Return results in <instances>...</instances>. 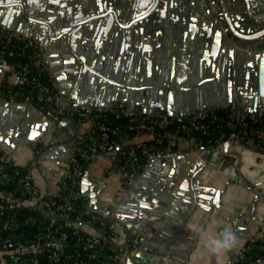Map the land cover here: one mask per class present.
<instances>
[{"label":"crops","instance_id":"obj_1","mask_svg":"<svg viewBox=\"0 0 264 264\" xmlns=\"http://www.w3.org/2000/svg\"><path fill=\"white\" fill-rule=\"evenodd\" d=\"M97 1L47 0L57 10L61 9L64 15L73 14L82 6L91 8V4ZM118 1L121 5L141 2ZM155 7H159L160 11L152 13L140 33L132 36V40L138 43V49L132 48L130 52L126 47L131 43L129 35L122 36L120 40L111 39L100 25L95 30L83 25L79 30L72 31L76 33V49L81 59L89 65V62L97 57L106 63L112 62L111 64L132 70L136 78L144 77L150 72L162 80L169 79L170 76L184 77L187 70L199 62L204 64L211 61L222 66L219 63L220 52L214 54L209 48L211 40L204 35L205 28L200 21L202 14L193 13L185 4V0H159ZM0 24L16 34L34 35L40 41L45 61L60 93L63 94L62 91L71 86V81L64 77L68 68L64 67L59 58L63 55L59 46L66 37H62L63 33H60L59 38V35L53 37L49 33V30L58 28L56 24L47 26L42 22L23 23L18 13L2 11ZM146 28L150 32L149 35L148 32L145 34ZM155 35H159L163 40L159 47L154 46ZM84 36L90 38L91 42H85ZM171 40L176 43L175 47L167 43ZM191 40L195 43L190 57L187 46L180 51L179 45L180 41L189 44ZM3 79L4 74L0 72V83ZM8 81H11V77ZM226 103L228 102L219 101L217 106ZM237 107L240 112H244ZM89 128L90 123L86 122L72 125L73 131L79 129L87 132ZM150 138L151 136L144 134L135 136L133 141H145ZM49 139H53L55 143L43 149L39 165L33 173L41 194L51 193L56 189V173L72 153L71 130L68 126L57 128L53 119L46 117L30 104L0 100V152L12 163H27L35 153L36 142ZM122 148L121 144L108 152L99 153L83 167L80 184L98 189L99 210L105 207L114 208L112 198L121 185L119 172L115 169L116 157ZM114 150L116 152L112 154ZM170 153L177 155H163L150 165L147 161L136 178L156 185V191L163 185H168L170 190H179L173 202L177 209L184 208L183 201L192 195L193 188L199 195V204L181 230L184 239L180 242L178 240L179 246H174L170 252L173 258L171 264H185L186 251L192 246L195 235H198V240L190 254L189 264H230L238 246L217 258L205 247L206 237L218 235L224 229L230 228L239 238L241 245L261 232L264 227V203L260 198V193L264 192V152L228 140L214 147L208 146L204 141L181 139ZM137 187L144 189L140 184ZM83 194L87 198V205L89 193ZM129 205L131 204L124 207L125 212L120 213L126 217V223L119 222L117 225L120 229L118 242L127 248L130 238L136 235L143 250L158 259V253L172 236L171 228L174 222L168 218H154L150 216L151 213H148V216L143 213L141 218L137 217L131 212ZM137 221L141 224L138 225ZM132 253L127 248L120 256V264H128L126 257Z\"/></svg>","mask_w":264,"mask_h":264},{"label":"built area","instance_id":"obj_2","mask_svg":"<svg viewBox=\"0 0 264 264\" xmlns=\"http://www.w3.org/2000/svg\"><path fill=\"white\" fill-rule=\"evenodd\" d=\"M3 37L0 30V41ZM12 37L22 42L23 47L38 48L43 56L38 63L45 61L40 41L34 35L16 34L8 29L7 41ZM0 72L9 75L13 85L29 81L26 67H15L3 53H0ZM37 86L40 90L38 98L46 101L37 110L53 119L57 128H70L72 153L56 173L55 191L41 194L33 173L39 165L41 152L54 145V140L36 142L33 157L22 165L12 163L0 152V264H120V256L127 248L118 242L117 208L123 193L139 172V160L147 162L158 155H167L181 139L204 141L196 134L209 132L215 125L224 127V130L204 141L208 146L218 147L228 140L264 152V106L254 112H240L236 105L226 103L214 107L227 109L220 115L214 114L212 108L184 116H169L160 109H136L132 102L122 100L110 108L86 106L64 94H54L46 85L37 83ZM13 96L10 91L0 90V100H13ZM24 103L33 106L27 98ZM106 114L128 118L126 127L129 132L135 136L147 134L151 138L128 141V131L124 135L120 125L107 122L94 125L93 119H102ZM83 122L90 123L87 132L72 130L73 124ZM249 126L258 128L256 135L246 131ZM118 135L127 138L126 142L119 143ZM121 144L125 145V159L116 157L115 169L119 172L121 185L112 198V216L86 208L87 220L72 218L78 200L85 196L80 190L83 167L76 155L88 163L97 154ZM260 198L264 203V192L260 193ZM107 219L112 220L109 225L111 233L104 235L103 226ZM92 224H98L99 228L95 229ZM107 241L115 246L109 247ZM139 243V237L132 236L129 249L135 252ZM230 264H264V227L236 248Z\"/></svg>","mask_w":264,"mask_h":264},{"label":"water","instance_id":"obj_3","mask_svg":"<svg viewBox=\"0 0 264 264\" xmlns=\"http://www.w3.org/2000/svg\"><path fill=\"white\" fill-rule=\"evenodd\" d=\"M158 1L141 0L121 5L118 0H98L91 4V8L82 6L77 12L64 15L61 9L57 10L47 0H0V12L18 13L23 23L42 22L47 26L56 24L58 28L49 30V33L53 37L59 35L58 38L63 33L62 37H66L59 46L64 57L62 55L59 58L64 67L68 68L64 77L71 81V86L62 93L79 104L110 108L122 100L132 102L136 109H160L169 116L211 110L219 101L239 106L244 112H254L264 106V1L185 0L193 13L202 14L200 21L205 28L204 35L211 40L209 48L214 54L220 52L219 63L222 66L211 61H206V64L199 62L193 64L184 77L170 76L169 79L162 80L150 72L144 77L136 78L132 70L111 64L112 62L106 63L97 57L89 65L81 59L76 49V33L72 31L79 30L83 25L95 30L100 25L111 39L120 40L122 36L129 35L131 43L126 47L130 52L132 48L138 49V43L132 40V36L140 33L152 13L160 11L159 7H155ZM147 32L146 28L145 34ZM149 34L150 32L147 33ZM84 38L85 42H91L90 38ZM180 42V51L187 46L191 57L195 42ZM167 43L173 47L176 44L173 40ZM162 44L160 36L155 35L154 46ZM176 155L177 153H169L167 157ZM162 156L158 155L148 161V165ZM139 184L144 189H139ZM155 189L156 185L142 182L139 177L135 178L120 198V207L117 208L119 215L116 219L120 223H126V217L120 213L125 212L124 207L131 204L129 209L137 217L141 218L143 213L146 216L151 213L150 216L154 218L172 220V236L158 253V259H154L153 254L146 253L139 244L137 250L126 257L128 264H171L173 258L170 252L184 239L181 230L199 204V195L194 188L192 195L183 201L182 209H177L173 204L179 190H170L168 185H163L159 191ZM80 190L89 193L86 208L98 211V189L80 184ZM101 211L111 217L114 208L105 207ZM137 222L138 225L141 224L140 221ZM197 240L198 235H195L192 246L186 251L185 264H189L190 254Z\"/></svg>","mask_w":264,"mask_h":264},{"label":"trees","instance_id":"obj_4","mask_svg":"<svg viewBox=\"0 0 264 264\" xmlns=\"http://www.w3.org/2000/svg\"><path fill=\"white\" fill-rule=\"evenodd\" d=\"M0 30L4 33V37L0 41V53H3L6 55L9 62H11L15 67L19 68L22 66H25L27 69V74L29 76V81L25 82L23 84L13 85L10 81H8L9 75L5 74L4 79L0 83V90L1 91H10L14 96L13 100L16 102H24L27 98V100L33 105L34 108L40 109V107L44 104H46L45 99H39L38 95L40 93L39 87L37 86V83H40L42 85H46L49 88L52 89V92L56 95H60V91L56 85V81L54 76L52 75L50 68L48 64L44 61L43 63H38V59L42 58V52L38 48H32V47H23L22 42H20L15 37H12L9 42L7 41V28L4 27L2 24H0ZM22 35V34H21ZM6 43L7 45H5ZM226 108H214L212 109V112L216 115H220L223 113H226ZM94 125H97L102 122L110 123L111 125H120L122 133L125 135L127 130L126 123L128 121V118H125L121 115H111L106 114L102 119L95 118L93 119ZM261 126V125H260ZM224 130V127H221L220 125H215L214 128L210 129L209 132H206L204 134L197 133V138L206 140L208 138H213L217 133ZM258 128L249 126L246 128L247 132H253L255 135L257 134ZM97 133V132H96ZM95 133V134H96ZM123 135V136H124ZM129 137L123 138L117 136L119 143H125L126 139L132 140L135 135H133L132 132L128 131ZM124 148L121 150V152H118L117 157L119 156L120 159H125V154L123 153L125 150V145L123 144ZM117 147V145L113 146L111 149H114ZM110 149V150H111ZM77 159L79 161V164L84 167L85 166V160H83L81 157L77 156ZM146 163L145 159H141L137 162V169L140 171L142 166ZM78 188V187H77ZM72 218H76L78 220H87L86 216V198L85 196H81L78 200L76 210L74 213L71 214ZM112 220L107 219L106 224L103 226L104 235H109L111 233V229H109V225H111ZM92 227L95 229L99 228L98 224H92ZM106 245L109 247L115 246L111 242H106Z\"/></svg>","mask_w":264,"mask_h":264},{"label":"clouds","instance_id":"obj_5","mask_svg":"<svg viewBox=\"0 0 264 264\" xmlns=\"http://www.w3.org/2000/svg\"><path fill=\"white\" fill-rule=\"evenodd\" d=\"M239 245L240 240L236 234L230 228H226L218 235L206 237L205 247L219 258Z\"/></svg>","mask_w":264,"mask_h":264}]
</instances>
